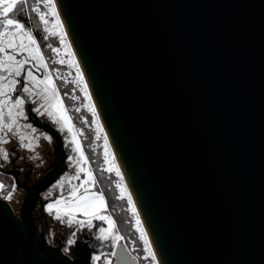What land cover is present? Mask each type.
I'll list each match as a JSON object with an SVG mask.
<instances>
[{"label":"water","instance_id":"95a60500","mask_svg":"<svg viewBox=\"0 0 264 264\" xmlns=\"http://www.w3.org/2000/svg\"><path fill=\"white\" fill-rule=\"evenodd\" d=\"M57 1L160 264H264V0ZM39 191L0 264H91L38 251Z\"/></svg>","mask_w":264,"mask_h":264},{"label":"snow or ice","instance_id":"6c2138e0","mask_svg":"<svg viewBox=\"0 0 264 264\" xmlns=\"http://www.w3.org/2000/svg\"><path fill=\"white\" fill-rule=\"evenodd\" d=\"M11 13V16L9 15ZM35 14L45 26L43 32L47 33L38 40L39 33L34 34L31 27L26 26V22H22L25 16L31 17ZM54 17V21L50 19ZM50 25V27H49ZM66 33L63 29V24L60 20V14L57 11L56 0H0V145L9 143V135L17 136L21 148L35 151L38 147L37 143L33 141L38 138H30L21 132V127L29 129L31 133L37 131L31 123L20 125L19 118L27 120L24 108L27 103L38 105L32 108V111L39 116H47L54 122L57 129L64 132L67 129L71 133V141L66 144V147L71 148L73 152L78 153V156L70 158V163L73 166V174L66 175L60 179L57 184L53 185L54 189H62L59 198L52 203L47 204L46 211L54 218L67 223L69 226L75 225L77 229L98 228V235L95 238L99 241H111L113 247L121 249L118 254L115 251L110 253H101L92 257L93 261L99 262L102 256L117 257L118 262L124 261L128 258L136 260V257H129L127 246L120 242L125 239L119 234L116 220L113 219L109 212V205L105 197V188L99 187L102 180L93 175L91 168L87 167L89 164L88 157L85 155L81 142L77 139L78 131H73L71 117L67 115L63 101L60 97L59 90L52 80V73L49 72V62L45 58V54L41 49V41H48L49 37H57L60 44L69 47L66 44ZM46 47L54 54H60V47H53L52 43H47ZM71 54V53H69ZM19 57V58H18ZM52 64H64L65 60L51 59ZM70 63H75L71 61ZM35 70V71H33ZM43 72V78L36 73ZM59 74V69H56ZM77 77L74 81L78 86L83 84L82 91L87 92V84L83 80V75L77 66ZM23 83H22V80ZM89 101L91 97L89 96ZM79 99V97H75ZM93 115H96L95 108L89 104ZM79 111V109H76ZM97 139H99V122L97 118ZM45 140L51 143V136L43 134ZM105 163L110 164L107 169L108 172H115L117 176H121V182L116 183L115 187L120 189L119 195L116 197L119 200H126L128 205H131L130 211L136 218V230L139 232V239L143 242V252L146 255L144 260H149L158 264L156 255L152 250L151 243L148 239L139 214L136 212L135 204L132 196L127 192V188L123 185V177L119 168L114 163V157H110L107 150V139L105 138ZM39 155L31 157V159H38ZM0 159L8 161L10 159L9 152L0 147ZM84 173L87 179L81 181V174ZM103 176V171L99 173ZM73 181H81L80 183H73ZM15 184L6 188L3 182H0V192H3L5 199H11L15 191ZM95 189V190H92ZM48 196H52V191H49ZM71 206V211H64L63 215L70 217L66 221L61 216V209L57 206L61 203ZM114 211V210H113ZM82 212L86 219L77 218L76 213ZM101 221L108 225L107 228L95 225L93 221ZM73 238H70L67 243L69 245L75 244L76 233L73 232ZM135 244V241H133ZM68 251L67 248L64 249ZM111 264V260L107 261Z\"/></svg>","mask_w":264,"mask_h":264},{"label":"flooded vegetation","instance_id":"af4514ba","mask_svg":"<svg viewBox=\"0 0 264 264\" xmlns=\"http://www.w3.org/2000/svg\"><path fill=\"white\" fill-rule=\"evenodd\" d=\"M9 15L11 16V13ZM25 17L26 19L22 18V22L27 21L26 26L31 27L35 34L36 29L33 18L34 14H31V17ZM41 49L45 54L46 60L49 62L50 69V64L52 63L49 57H51V53H46V50L42 46ZM36 74L43 78V72ZM56 86L64 104L67 106L63 97V94L65 93L64 90L61 86L59 88L57 82ZM36 106L38 105L27 103L24 111L28 119L24 120L23 118H19L20 125L31 123L33 127L37 129L35 133H31L29 129L21 127L22 133L29 135L30 138H38L33 141L38 144L35 151L21 148L17 136L11 134L8 137L10 142L0 145V147L5 148L9 152L10 156L8 161L0 159V182H3L6 188L13 184L16 186L11 199H5L3 192H0V199L8 202L11 207H16L18 206V203H20V209L17 213L14 209L15 214L19 216L21 207L29 191H35L40 188L38 198L32 210V216L37 228L36 247L38 251H48L51 257L68 263L78 262L88 258L91 264H107L109 259L111 260V264H116V257L102 256L99 262L92 260L93 256L100 255L102 252H116L119 248L113 247L111 241L97 240L95 236L99 234L98 228L88 229L85 227L77 229L75 225L69 226L67 223H62L61 221L55 219L54 215H50L49 212L46 211L47 204L52 203L55 199L59 198L60 192L64 191L62 189H54L53 185L57 184V182L64 176L73 174V166L70 163V158L78 156L79 154L73 152L71 148L65 146L71 141V133H68L67 129H65L64 132L59 131L54 122L47 116H39L33 112L32 108ZM71 115L72 119H74L73 122L76 121L78 123V120L73 112H71ZM43 134L51 136V143L44 139ZM37 154L39 155L38 159H31V157L36 156ZM87 167L91 168L93 175L100 179V172L95 165H92L91 162H89ZM84 179H87V176L82 173L81 181ZM81 181H73V183H80ZM98 186L103 187L101 183ZM49 191H52L51 197L48 196ZM105 197L109 205V212L112 214L113 219L116 220L117 223L118 220L116 211L111 206L106 192ZM57 207L61 209V216L65 221L70 218L64 216L63 213L66 210L71 211V206L65 205L62 202L61 205ZM76 215L79 219H86L82 212H77ZM93 223L105 228L108 227L106 223L101 221L94 220ZM122 227L123 225L120 227L119 231L128 238L129 235L124 233ZM73 232L76 233L75 239L77 242L69 245L67 241L70 238H73ZM65 248L68 249L67 252L64 251ZM127 252L129 253L128 249Z\"/></svg>","mask_w":264,"mask_h":264},{"label":"rangeland","instance_id":"374dc122","mask_svg":"<svg viewBox=\"0 0 264 264\" xmlns=\"http://www.w3.org/2000/svg\"><path fill=\"white\" fill-rule=\"evenodd\" d=\"M35 17L37 19L38 24L40 25L39 27L41 28L42 34L46 35L47 33L43 32V28L45 26L43 25V23L39 20L37 16ZM50 19L54 21L55 18L50 17ZM63 29H64V32L66 33L64 25H63ZM47 42L52 43L53 47L61 48L60 54H54L49 49L51 53V59L59 60L60 58H63L65 60L64 64H59V63L50 64L52 68L50 67L49 72L52 73L53 81L54 82L56 81L59 88L61 86L65 92L64 94L63 93L62 94H63L64 100L67 106L64 104L62 97L61 96L60 97L63 101L65 109H67V115L71 117V122H72V125L74 126L73 131L79 130L77 134V139L80 140L81 146L83 147L84 152L86 150L85 155L88 157L89 162H91L92 165H95V167L98 168L99 172L103 171V176H105V179L108 182V186L111 189V192L115 198V201H117L118 204H120L119 210L121 211H119V215L121 216L122 220L125 221V225L123 224L122 229L125 234L127 233L129 235L127 238L119 231L120 232L119 234L120 235L122 234L125 237V239L121 241L120 243L127 246V249L129 253L132 255V257H136L137 264H154V262L143 259L146 253L143 252L144 245H143V242L139 239V235H140L139 232H137L136 230V222H135L136 218L132 215V212L130 211L131 205H128L126 200L122 201L116 198L119 195L120 189L116 188L115 185L116 183L121 182V176H117L115 172L107 171V169L110 167V164L105 163V156H104L105 147H106L105 138L107 139V150L110 153L109 159H111V157H114V163L119 168V171L123 177L122 183L123 185L126 186L127 192L130 193L132 196L131 189L126 183L125 174L115 156V153H114L115 149L113 148L114 145L112 144L113 142L110 139V136H107L108 133L106 132L104 122L100 118L97 112V105L92 97L91 90L84 76V73L78 61V58L75 54L74 48L67 35H66V44L69 45L67 49H65L64 45L60 44L59 39L57 37L50 36ZM71 61H74L75 63L74 64L70 63ZM77 66L79 67V70L83 75L84 82H86L87 84V92L81 90L83 88V84L78 86L76 83H74V81L78 79ZM56 69H59V74H57ZM89 96L91 97V101H89V98H88ZM75 97H79V99H75ZM89 104L94 106L95 112H96L95 116L93 115V112L91 108L89 107ZM76 109H79V111H76ZM71 112H73L74 115L76 116L78 123L76 121L73 122L74 119H72ZM97 118L99 122V129H101L99 130V137H100L99 139L96 138L97 132H98L97 123H96ZM109 139L111 140V142ZM135 208H136V212L138 213L136 205H135ZM12 209L13 210L15 209V212L17 213L20 209V203H18V206L16 207L12 206ZM139 219L141 220L140 217ZM121 226L122 224L120 225L119 221H117V228L119 227L118 229H120ZM148 239L151 243L153 252L157 256V252H155V247L154 245H152V241L149 238V236H148ZM133 241H135V244H133ZM157 257H156V261L158 262L159 258L157 260Z\"/></svg>","mask_w":264,"mask_h":264},{"label":"trees","instance_id":"16d2710c","mask_svg":"<svg viewBox=\"0 0 264 264\" xmlns=\"http://www.w3.org/2000/svg\"><path fill=\"white\" fill-rule=\"evenodd\" d=\"M34 18V22H35V29H36V33H39V36H38V40L40 39V38H42L44 35L42 34V31H41V28L39 27L40 25L38 24V22H37V19H36V17L34 16L33 17ZM23 19H26V17H23ZM47 41H41V46L42 47H44V49L46 50V53H48V54H50V50L46 47V45H47ZM51 55V54H50ZM54 66V65H53ZM100 180H102V186L105 188V192H106V195H107V197H108V199H109V202H110V204H111V206L115 209V211H116V215H117V220L119 221V224L121 225H125V221L124 220H122V218H121V216L119 215V211H121V210H119V208H120V204H118V202L117 201H115V198H114V196H113V194H112V192H111V189H110V187L108 186V182L106 181V179H105V176H102V177H100Z\"/></svg>","mask_w":264,"mask_h":264},{"label":"bare ground","instance_id":"6f19581e","mask_svg":"<svg viewBox=\"0 0 264 264\" xmlns=\"http://www.w3.org/2000/svg\"><path fill=\"white\" fill-rule=\"evenodd\" d=\"M56 7H57V10H58V12H59V14H60L61 21L63 22V25H64V27H65V30H66L67 36H68V38H69V40H70V42H71V44H72V46H73V48H74L75 54H76V56H77V58H78V61H79V63H80V60H79L78 54H77V52H76V50H75V47H74V45H73L72 39H71V37H70V34H69V32H68V30H67V28H66V25H65V23H64V20H63V17H62V13H61V9H60V6H59L57 0H56ZM80 65H81V63H80ZM81 68H82V66H81ZM82 70H83V68H82ZM83 73H84V71H83ZM84 76H85V78H86L85 73H84ZM86 80H87V78H86ZM87 83H88V80H87ZM88 85H89V83H88ZM89 88H90V86H89ZM90 90H91V89H90ZM92 97H93V95H92ZM93 99H94V97H93ZM94 101H95V100H94ZM95 103H96V102H95ZM97 112H98V114H99V116H100V113H99V111H98V108H97ZM100 118H101V116H100ZM101 119H102V118H101ZM105 129H106V127H105ZM106 132L108 133L107 129H106ZM107 136H110L109 133H108ZM110 139H111V137H110ZM110 139H109V140H110ZM110 142H111V140H110ZM112 144H113V143H112ZM112 146H113V145H112ZM113 148L115 149V147H113ZM114 153H115V156H116V158H117V160H118V162H119V164H120V166H121V168H122V170H123V172H124V174H125L124 168H123L122 163H121V161H120V159H119V156H118V154H117V152H116V149H115V152H114ZM125 180H126V183L128 184V186H129L130 189H131V193H132V196H133L132 198H133L134 204H135L136 207H137V211H138L139 217L141 218V221H142V223H143V225H144V228H145V230H146V232H147V234H148V236H149L147 226H146V224H145V222H144V220H143L142 214H141V212H140V209H139L138 204H137V202H136V199H135V196H134L133 190H132L131 185H130L128 179H127L126 174H125ZM149 238H150V237H149ZM152 245H153V243H152ZM155 252H156V250H155ZM156 257H157V256H156ZM157 260H158V257H157ZM158 262H159V264H160V261H159V260H158Z\"/></svg>","mask_w":264,"mask_h":264}]
</instances>
